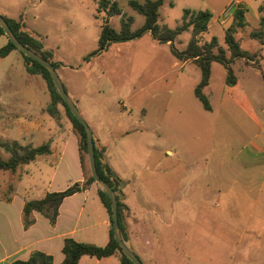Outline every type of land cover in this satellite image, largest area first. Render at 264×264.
Returning <instances> with one entry per match:
<instances>
[{
  "label": "rangeland",
  "instance_id": "1",
  "mask_svg": "<svg viewBox=\"0 0 264 264\" xmlns=\"http://www.w3.org/2000/svg\"><path fill=\"white\" fill-rule=\"evenodd\" d=\"M111 1L117 3L122 15L109 17L99 9V0H0V5L8 7L17 16V22H21L45 50L67 64L65 69L60 66L56 71L65 90L74 94L80 93L87 81L85 58L98 49L105 17L117 32L122 19L133 18L132 31L144 24V17L129 5L132 0ZM136 1L143 4L148 0ZM232 1L164 0L158 23L174 29L182 24L185 10H208L212 19L208 30L199 38L200 45L215 37L218 48L231 58L225 33L233 26H224L218 17ZM246 21L244 28L236 26L235 39L250 59H235L231 68L260 125L226 92L232 86H227V71L220 63L213 64L210 85L203 89L212 109L206 110L195 94L201 79L198 66L176 59L170 47L154 42L150 33L134 41L113 44L93 60L92 80L102 86L101 108L111 114L109 123L139 128L137 120L146 113L145 126L149 128L155 121L163 126L175 125L169 146L175 161H181L177 163L175 175L178 180L180 175L189 173L191 188H202V196L193 193L191 202L197 205L202 200L203 205L206 201L205 213L202 212L207 222L206 233L217 239L208 245V250L218 248V254L222 253L220 264H264V153H259L255 147L264 148V132H260L262 128L264 131V48H261L264 18L257 22L248 13ZM63 28H66L65 33ZM254 33L261 40L253 38ZM60 37L64 38L61 50L54 52L52 49ZM191 38L192 28L179 35L175 42L177 49L184 51ZM218 48L214 49L216 54ZM8 68L0 67L1 77ZM13 74L16 82L10 89L23 87L20 70L14 69ZM127 82L134 84V91L125 88ZM44 83L47 81H40V91L44 90ZM35 85L39 87V82ZM121 103L126 105L127 112L121 108ZM118 116L124 120L116 121ZM131 139H135V135ZM162 140L166 143L167 136ZM2 157L7 160L9 155L2 150ZM83 158L91 174L84 151ZM186 161L191 163L190 167L184 165ZM150 174V170L141 171L140 182L153 188V181L148 178ZM9 175L0 171V194Z\"/></svg>",
  "mask_w": 264,
  "mask_h": 264
},
{
  "label": "crops",
  "instance_id": "2",
  "mask_svg": "<svg viewBox=\"0 0 264 264\" xmlns=\"http://www.w3.org/2000/svg\"><path fill=\"white\" fill-rule=\"evenodd\" d=\"M243 10L245 15L251 13L259 22L264 18V0H246ZM0 15L18 19L2 5ZM23 30L26 31L25 26ZM62 32L65 33L66 28ZM62 40L64 38L60 37L52 51L61 50ZM8 42L6 35L0 36V48ZM42 50L47 51L44 47ZM22 56L20 51L13 50L8 56L0 57V67H9L0 76V141L33 148L49 144L50 152L19 167L16 172L6 171L11 175L5 186H1L4 191L0 194V264L26 262L36 252L51 256L55 264H61L65 260L63 247L67 239L106 246L110 241L112 219L100 198L101 187L94 182L64 199L55 223L34 211L28 217L30 224L26 226L24 207L28 202L42 200L49 193L63 192L77 183L87 184L91 174L81 153L80 136L65 107L57 103L56 114H51L49 107L53 99L48 83H44L43 91L39 90L40 81L46 80L38 72H29ZM94 58L85 62L88 77L82 91L74 94L66 91L90 126L95 145L104 150L107 166L125 183L121 192L122 203L127 208L124 211V242L143 264H220L222 253L218 254V248L208 250V245L217 239L206 233L207 222L202 218L206 201L203 205L202 200L197 205L191 202L193 193L202 196V188H191L189 173L188 176L180 175L178 180L175 175L177 163L181 162L175 161L174 152L169 148L175 125L163 126L155 121L149 128L145 126L146 113L137 120L139 128H123L117 123H109L111 114L101 108L102 86L92 80ZM51 61L61 69L67 67L53 53ZM186 63L194 64L192 61ZM14 69L20 70L23 87L10 89L16 82ZM35 82H39V87ZM125 88L132 92L136 87L127 82ZM230 88L226 92L232 95L233 101L260 125L240 81ZM121 108L127 109L124 103ZM118 119L124 120L121 116L116 121ZM260 132H264L263 128ZM133 135L135 139H131ZM165 136L166 143L162 140ZM255 147L259 153H264L263 147ZM184 165L190 167L191 163L186 161ZM145 170L151 171L148 178L153 181V188L140 182L139 174ZM120 260L121 255L117 252L102 259L83 256L79 264H120Z\"/></svg>",
  "mask_w": 264,
  "mask_h": 264
},
{
  "label": "trees",
  "instance_id": "3",
  "mask_svg": "<svg viewBox=\"0 0 264 264\" xmlns=\"http://www.w3.org/2000/svg\"><path fill=\"white\" fill-rule=\"evenodd\" d=\"M129 5L135 10L138 14L144 17L145 21L142 27L132 31L133 18L127 20L122 19L121 29L119 32L114 30L110 24L108 17H105L104 22L101 25V34L98 40V49L86 58V62H90L94 57H97L102 52L106 51L110 45L125 43L132 40L141 38L146 32H150L153 39L159 44H169L170 51L172 55L179 61L187 62L192 61L196 64L201 71V80L195 90L196 97L201 101L204 108L208 111L211 110V105L203 93V89L207 88L210 84L211 79V69L214 62L220 63L223 65L227 71L226 83L229 86H234L237 82V79L233 75V70L231 68V63L235 59H250V56L241 49L239 42L235 39V29L236 26L244 28L246 26L245 12L244 10H238L235 13L234 21L228 30L225 33V42L231 53V58L225 56L224 51L218 48V39L212 38L209 43L200 45V36L205 33L208 28L210 21L212 19V14L208 10H199L191 11L185 10L183 13V22L181 25L177 26L174 29L168 27H161L159 25V16L160 8L164 5V0H148L145 3L141 4L136 0L130 1ZM99 9L104 11L109 17L116 15H122L121 9L118 7L116 2L111 0H99L98 3ZM5 18V17H4ZM8 22L10 28L19 39L21 43L29 47L35 53L39 54L43 58L47 59L52 63L55 69L58 68V64L51 61L52 53L48 51H43V46L34 39L32 35L28 32L23 31L24 25L21 22L5 18ZM192 28V38L189 41L187 48L184 51L177 49L175 42L180 34L185 31H189ZM5 35L3 29L0 27V36ZM253 38H259L256 33L253 34ZM261 40V39H260ZM218 48V53L214 52V49ZM13 50H17L15 45L9 40L8 44L0 48V57H6ZM22 54V53H21ZM25 61L28 65L29 72H38L42 74L44 79L47 81L49 86V91L51 93L53 103L49 107V111L52 115L56 114L55 109L52 108L57 103H62L65 107L67 115L71 119L75 130L80 136V148L81 153L83 151L87 153V136L84 130V127L79 123V121L72 115L71 111L65 104L61 95L58 93L52 78L49 72L38 62L33 59L25 56ZM95 145V143H94ZM4 153L8 154V159L2 157V150ZM50 152L49 144L44 146L33 148L31 146H21L18 143H7L0 141V171H10L16 172L17 169L23 165H27L30 162L34 161L38 156L43 154H48ZM104 150L99 149L95 145V156H96V166L99 176L107 182L111 188L116 193L118 200V217L119 225L122 237L125 239V216L124 211L127 209L126 206L122 203L121 192L122 188L125 185L107 166L104 159ZM83 156V155H82ZM84 159V158H83ZM96 182L94 178L90 177L87 184L80 185L74 184L67 190L57 193H49L44 199L28 202L24 207V216L26 221V226L30 224L28 221L29 215L36 211L46 217H48L51 223H55L59 214V208L65 198L74 195L75 193L86 188L88 183ZM100 198L109 211L112 219V208L111 201L108 194L101 188L99 192ZM120 253L121 260L120 264H134L129 260L119 248L113 232V222L111 228V235L109 243L104 247H98L92 244H84L75 242L72 239H67L64 243L63 253L65 255V260L61 264H79L80 259L83 256L95 257L98 259L107 258L113 256L115 253ZM16 264H55L53 258L44 253L36 252L31 258L26 262H16Z\"/></svg>",
  "mask_w": 264,
  "mask_h": 264
},
{
  "label": "water",
  "instance_id": "4",
  "mask_svg": "<svg viewBox=\"0 0 264 264\" xmlns=\"http://www.w3.org/2000/svg\"><path fill=\"white\" fill-rule=\"evenodd\" d=\"M0 27L3 29L5 35L15 45L18 51H20L25 56L33 59L34 61L38 62L49 72L58 93L61 95L65 104L71 111L72 115L84 127V130L87 136V156H88L91 175L96 181V183L99 184L100 187L108 194L110 201H111L114 238L119 248L121 249L122 253L129 260H131L134 264H143L142 261L135 255V253L131 251V249L126 245V243L123 240L121 230H120V225H119L118 200L116 197V193L111 188V186L99 176L98 171H97L93 132L90 126L87 124V122L83 118L78 107L69 97L62 81L60 80L57 74L55 67L52 65L50 61L43 58L42 56H40L39 54L31 50L29 47L21 43L19 39L16 37V35L14 34V32L12 31V29L10 28L8 22L5 20V18L2 15H0Z\"/></svg>",
  "mask_w": 264,
  "mask_h": 264
},
{
  "label": "built area",
  "instance_id": "5",
  "mask_svg": "<svg viewBox=\"0 0 264 264\" xmlns=\"http://www.w3.org/2000/svg\"><path fill=\"white\" fill-rule=\"evenodd\" d=\"M245 5L246 0H233L231 5L225 8L219 15L218 21L224 26H231L234 21L235 13L238 10H243Z\"/></svg>",
  "mask_w": 264,
  "mask_h": 264
}]
</instances>
